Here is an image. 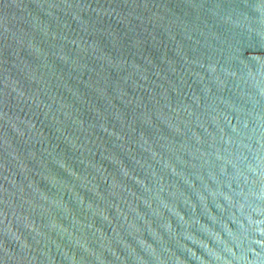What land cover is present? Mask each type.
<instances>
[{
    "label": "water",
    "instance_id": "1",
    "mask_svg": "<svg viewBox=\"0 0 264 264\" xmlns=\"http://www.w3.org/2000/svg\"><path fill=\"white\" fill-rule=\"evenodd\" d=\"M0 264H264V0H0Z\"/></svg>",
    "mask_w": 264,
    "mask_h": 264
}]
</instances>
